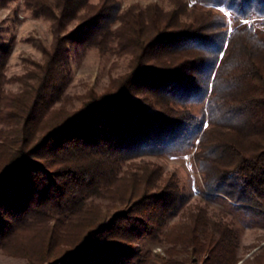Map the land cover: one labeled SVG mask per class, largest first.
<instances>
[{"label": "trees", "instance_id": "obj_1", "mask_svg": "<svg viewBox=\"0 0 264 264\" xmlns=\"http://www.w3.org/2000/svg\"><path fill=\"white\" fill-rule=\"evenodd\" d=\"M25 1L53 40L10 93L11 47L0 36V251L29 264H264V245L239 255L224 215L188 203L174 173L133 162L195 147L204 197L264 220V35L247 26L228 34L211 10ZM198 1L234 20L264 18V0ZM116 21L128 71L76 110L54 105L69 52L104 50ZM144 238L169 245L167 258L140 248Z\"/></svg>", "mask_w": 264, "mask_h": 264}, {"label": "rangeland", "instance_id": "obj_2", "mask_svg": "<svg viewBox=\"0 0 264 264\" xmlns=\"http://www.w3.org/2000/svg\"><path fill=\"white\" fill-rule=\"evenodd\" d=\"M98 1L90 0L91 3ZM117 2L119 14L130 9L149 10L155 7L162 11H172L182 6L187 13L194 15L211 10L225 18L224 29L228 34L234 27L247 26L264 35V18L234 20L224 7L198 0H117ZM28 4L29 2L25 0H9L0 5V36L3 42L11 47L5 70L8 82L4 86V90L10 93H17L22 89L31 72L42 63V51L48 49L53 40L50 23L36 16ZM75 25H77L75 22L70 24L68 29L72 30ZM119 27L120 22L117 21L111 25L113 37L104 50L90 44L79 51L69 52L67 76L61 93L63 101H55L54 105L57 107L66 105L67 110H76L90 93L101 94L116 87L117 79L128 71L129 61V56L120 54L116 31ZM195 151L194 147L185 152H172L159 157L140 155L133 162L151 163L160 168L164 175L174 173L182 193L188 196V203H198L212 214L222 213L237 233L239 255L245 253L247 255L249 251H254L255 246L264 245V220L244 216L224 197H204L203 180L195 161ZM176 220L177 216H173L168 223H174ZM139 247L151 249L154 253L167 258L165 251L170 246L144 238ZM0 264H29V261L24 257L0 251Z\"/></svg>", "mask_w": 264, "mask_h": 264}, {"label": "snow or ice", "instance_id": "obj_3", "mask_svg": "<svg viewBox=\"0 0 264 264\" xmlns=\"http://www.w3.org/2000/svg\"><path fill=\"white\" fill-rule=\"evenodd\" d=\"M207 126H208L207 124L204 125V127H207ZM157 251H159V250L157 249Z\"/></svg>", "mask_w": 264, "mask_h": 264}]
</instances>
